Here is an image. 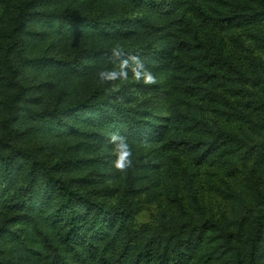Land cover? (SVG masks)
I'll use <instances>...</instances> for the list:
<instances>
[{
    "label": "trees",
    "instance_id": "1",
    "mask_svg": "<svg viewBox=\"0 0 264 264\" xmlns=\"http://www.w3.org/2000/svg\"><path fill=\"white\" fill-rule=\"evenodd\" d=\"M0 264H264V0H0Z\"/></svg>",
    "mask_w": 264,
    "mask_h": 264
},
{
    "label": "rangeland",
    "instance_id": "2",
    "mask_svg": "<svg viewBox=\"0 0 264 264\" xmlns=\"http://www.w3.org/2000/svg\"><path fill=\"white\" fill-rule=\"evenodd\" d=\"M129 85H130V81L113 82L112 85L109 87V90L110 91H116L119 89H125V88L129 87ZM207 194L212 196L211 200H212L215 208L220 207L221 210L226 208L225 200L221 196H219L218 194H214L210 190H207ZM101 200H104V201L110 202V203L115 202V199H112L107 195L101 196ZM137 202H138L139 208H140L139 212L136 215V222L138 224H142V223H145V222L151 220L152 217L158 211L157 205L152 204V203H148L146 201V199L144 198V196H140L137 199Z\"/></svg>",
    "mask_w": 264,
    "mask_h": 264
}]
</instances>
